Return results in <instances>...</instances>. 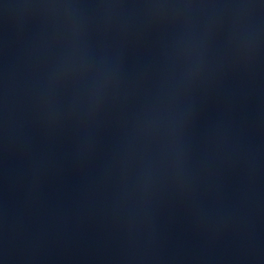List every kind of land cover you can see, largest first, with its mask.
Instances as JSON below:
<instances>
[{"label":"water","instance_id":"water-1","mask_svg":"<svg viewBox=\"0 0 264 264\" xmlns=\"http://www.w3.org/2000/svg\"><path fill=\"white\" fill-rule=\"evenodd\" d=\"M0 264H264V161L130 205L2 233Z\"/></svg>","mask_w":264,"mask_h":264}]
</instances>
